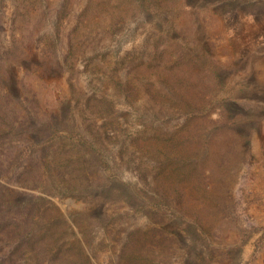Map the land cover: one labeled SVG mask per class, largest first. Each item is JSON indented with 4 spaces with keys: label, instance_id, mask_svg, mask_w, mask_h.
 <instances>
[{
    "label": "rangeland",
    "instance_id": "rangeland-1",
    "mask_svg": "<svg viewBox=\"0 0 264 264\" xmlns=\"http://www.w3.org/2000/svg\"><path fill=\"white\" fill-rule=\"evenodd\" d=\"M22 36L30 43L22 45L28 56L52 47L62 67L44 78L11 61L23 81L22 101L35 94L55 109L64 97L73 107L79 99L69 122L96 132V122L99 126L104 119L83 112L81 105L93 96L109 97L115 121L108 140L94 142L109 164L102 165L101 178H116L137 191L143 186L137 168L147 167L150 187L162 181L170 199L176 191L181 196L170 207L146 197L141 209L107 203L100 219L92 207L49 197L67 219L51 229L63 249L51 261L50 247L37 242L38 259L50 264L84 259L90 264H264V0H0V47L12 50ZM70 46L76 53L72 71L66 59ZM183 50L193 63L186 72L177 67L170 72ZM212 72L223 86L204 97L206 86L219 79ZM176 75L182 82L173 80ZM162 79L173 90L164 114L151 96L156 86L164 87ZM118 80L129 84L128 91L118 89ZM176 96L196 102L195 109L214 110L198 121L211 139L194 138L190 163L166 154L163 172L164 159L151 157L152 145L160 140L171 145L190 133L186 116L177 112L183 99ZM226 101L237 124L220 130V105ZM9 178L0 180V188L26 191ZM15 248L12 241H0V261ZM29 251L15 255V264H30Z\"/></svg>",
    "mask_w": 264,
    "mask_h": 264
},
{
    "label": "trees",
    "instance_id": "trees-1",
    "mask_svg": "<svg viewBox=\"0 0 264 264\" xmlns=\"http://www.w3.org/2000/svg\"><path fill=\"white\" fill-rule=\"evenodd\" d=\"M24 37L17 40V46L12 50L3 51L0 47V180L8 176L12 183L26 190L13 192L6 186L0 188V241H12L16 245L12 255L17 252L13 256H6V262L3 258L0 264H15L16 260L13 257L17 254L21 255L23 252L25 254L28 250L34 253L29 257L31 259H25L30 264H50L49 261L45 263L44 260L38 259L41 250L35 246L38 245L37 242L45 241L50 247L45 249L51 256V261H55L63 247L59 244V236L54 237L51 229L57 230L67 219L58 213V209L49 197L71 199L87 207H92L93 215L100 219L102 218V209L107 203L114 205L125 203L136 209H141L145 205L143 197H146L160 206L170 207L172 201L178 202L181 196L179 191H176L177 195L170 199L165 193L162 181H157L150 187L151 182L147 179L150 170L147 167L145 169L137 168L143 182V186L139 187L137 191L131 185L116 178H101L102 165L108 167L109 164L103 158V153L95 147L94 142L96 138L108 140L109 129L114 124L115 118H112L115 112L114 103L109 97L93 96L81 105L80 109L83 112H87L95 119H104L103 124L99 126L96 122L97 127L93 124L97 128L96 132L91 131V126L83 127V123L77 125L69 122L73 108L81 103L79 99L73 107L68 102V97H64L55 109L47 108L46 104L36 99L35 94L31 99L25 98L22 101L24 96L20 85H23V81H20L13 73L14 66L11 61L17 59V64L22 66L27 74L36 70L44 78L56 76L62 68L60 63L54 59L52 47L44 49L42 55L32 54L29 57L22 48V45L30 44L25 41ZM54 37V35L50 37L52 44L55 41ZM73 52L74 50H71L70 46L67 54L69 56L66 57L70 66L67 69L70 71L76 66V53ZM177 54L179 56L176 58V65L171 67L170 72L176 67L179 69V73L180 71L181 73L186 72L187 65H191L193 61L187 59L184 50ZM183 64L185 68L182 69ZM212 74L219 79L212 81L211 87L206 86L207 93L204 97L210 96L214 93V89L218 88L217 90H219L223 86L220 82L221 76L216 72H212ZM175 77L177 80L173 79L174 81L182 82L179 75ZM160 82L164 87L156 86L154 95H151V89L148 88V90L152 99L160 104V112L164 114L166 98L171 96L173 90L168 88L165 79ZM116 84L121 92L128 91L129 84L121 80H118ZM176 97L183 99L178 101L181 106L177 112L186 116L185 131L188 130L190 133H186L188 135L182 140L174 138L171 145L166 146V140L156 141L155 146L152 145L151 157L154 159L163 157L164 159L161 164L163 172L166 171V154H169L167 157L174 154L176 162L183 161L187 157L185 159L190 163V154L193 153L190 147H193L191 143L194 142V138L201 137L203 143L208 142L209 138L211 139V132L207 131V127L198 121L200 119L207 120L208 114L214 110L210 108L207 111L204 108L195 109L196 102L189 104L184 96ZM204 97L202 98L204 103L210 104L209 99L205 102ZM228 103L226 101L220 105L222 106L219 112V122L222 125L220 130L232 129V126L237 124L233 116V109L228 106ZM190 112H193L195 116H189ZM218 134L221 137L225 136L222 131H219ZM74 139L77 142H74ZM246 139L249 141L248 137ZM177 175L174 173V176ZM29 191H40L41 195L36 196L33 193H28ZM24 245L29 246L28 250L24 251ZM77 262L73 260L71 264H78ZM82 264L90 263L84 259Z\"/></svg>",
    "mask_w": 264,
    "mask_h": 264
}]
</instances>
